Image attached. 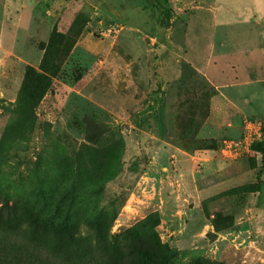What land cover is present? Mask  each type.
<instances>
[{"label": "rangeland", "instance_id": "rangeland-1", "mask_svg": "<svg viewBox=\"0 0 264 264\" xmlns=\"http://www.w3.org/2000/svg\"><path fill=\"white\" fill-rule=\"evenodd\" d=\"M256 11L264 0H0V194L122 262L132 243L155 264H264V110L225 103L189 59Z\"/></svg>", "mask_w": 264, "mask_h": 264}, {"label": "trees", "instance_id": "trees-1", "mask_svg": "<svg viewBox=\"0 0 264 264\" xmlns=\"http://www.w3.org/2000/svg\"><path fill=\"white\" fill-rule=\"evenodd\" d=\"M23 209L17 199L7 194H0V264H155L156 262L153 250L141 244L130 243L126 246L125 262L113 256H104L99 252H86L83 250L77 224L68 223L48 236L44 234L45 217L42 212ZM102 238L109 242L104 234Z\"/></svg>", "mask_w": 264, "mask_h": 264}, {"label": "crops", "instance_id": "crops-1", "mask_svg": "<svg viewBox=\"0 0 264 264\" xmlns=\"http://www.w3.org/2000/svg\"><path fill=\"white\" fill-rule=\"evenodd\" d=\"M210 6L212 5H201L199 9L204 10L207 7L209 9ZM253 16L256 19L254 24H232L237 30L231 29L230 25L220 27L217 18L216 24L218 23L221 32L217 40L212 42L210 56L202 60L194 46L195 54H191L189 58L212 83L217 85L221 91L220 98L225 103L240 106L245 111L264 110V45L262 43L255 45V37L257 39L260 33L258 26L264 21V16L260 18L258 11ZM240 26L248 27L247 36L243 35L242 31L239 32L242 30ZM183 34L185 39L181 40L188 48L185 42L187 32L184 31ZM206 129L211 135L215 134L214 128Z\"/></svg>", "mask_w": 264, "mask_h": 264}]
</instances>
